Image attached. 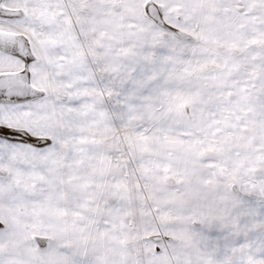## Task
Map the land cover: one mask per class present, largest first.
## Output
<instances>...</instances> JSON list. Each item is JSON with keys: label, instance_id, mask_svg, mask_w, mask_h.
I'll use <instances>...</instances> for the list:
<instances>
[{"label": "snow or ice", "instance_id": "1", "mask_svg": "<svg viewBox=\"0 0 264 264\" xmlns=\"http://www.w3.org/2000/svg\"><path fill=\"white\" fill-rule=\"evenodd\" d=\"M0 264H264V0H0Z\"/></svg>", "mask_w": 264, "mask_h": 264}]
</instances>
